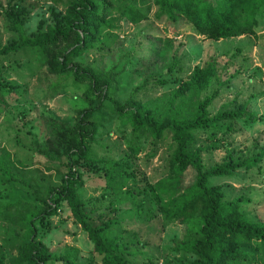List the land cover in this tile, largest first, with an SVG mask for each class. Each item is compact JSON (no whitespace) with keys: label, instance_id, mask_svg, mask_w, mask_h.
<instances>
[{"label":"trees","instance_id":"trees-1","mask_svg":"<svg viewBox=\"0 0 264 264\" xmlns=\"http://www.w3.org/2000/svg\"><path fill=\"white\" fill-rule=\"evenodd\" d=\"M151 1L157 19L187 22L212 41L255 38L264 21V0ZM150 6V0H65L59 11L50 6L48 18L27 34L32 9L23 0L0 3V16L13 35L5 42L0 38V113L9 105L5 95L17 87L5 78L7 63L14 64L10 57L26 50L39 53V67L57 76V84L72 79L86 86L83 99L88 102L77 110L73 124L50 118L44 144L31 134L32 153L60 164L44 168L56 181L41 173L26 182L11 155L3 151L0 156V184L22 183L29 194L0 208V264H157L158 257L150 254L136 260L144 243L133 230L136 225L125 223L122 202L131 204L146 222L160 217L163 227L175 221L183 225L181 237L172 240L171 251L179 256L165 264H264V219L246 214L243 197L228 200L219 185L208 182L212 176L258 167L264 157L263 149L234 157L229 143L217 137L234 133L233 124L240 120L258 118L246 104L213 112L219 89L204 92L217 80L216 60L185 71L183 58L171 52V40L158 39L153 60L140 69L143 79L124 95L118 82L125 64L103 63L119 39L120 22L138 24ZM154 88H163V94L147 96ZM114 121L126 152L118 158L98 156L93 145L110 135ZM199 130L209 132L204 142L196 136ZM161 150L162 177L153 182L140 172L137 161L141 153L147 162ZM215 150L225 151V159L206 166L203 155ZM28 159L22 167L30 166ZM93 175L104 179L103 187L113 195L106 204L83 197L82 189ZM63 206L92 244L87 260L74 248L54 251L42 239L56 229L54 220ZM129 232L134 238L127 240Z\"/></svg>","mask_w":264,"mask_h":264},{"label":"rangeland","instance_id":"rangeland-1","mask_svg":"<svg viewBox=\"0 0 264 264\" xmlns=\"http://www.w3.org/2000/svg\"><path fill=\"white\" fill-rule=\"evenodd\" d=\"M7 1L9 0H0V3L5 6ZM64 1L23 0V3L32 9L25 24L26 33L35 31L39 23L48 18L50 6H55V10L59 11L63 8ZM150 2L146 19L135 25L125 20L120 22L119 39L113 47V53L103 60L107 67L112 63L120 66L125 64L118 82L120 93L126 94L131 86L139 84L143 79L140 69L153 60L151 52L159 42L158 39L171 40V52L176 51V55L183 58L185 71L195 65H203L210 58L216 60L217 80L204 92L206 95L219 89V95L211 106L213 112L220 109L233 110L240 104H246L258 118L254 122L240 120L234 123L236 131L227 138L218 135V139L229 143V151L233 152L234 157L246 158L256 154L260 149L264 150V21L261 23L262 28L257 29L255 38L240 36L212 41L198 35L187 22L172 23L164 17L157 19L156 6L151 0ZM1 11L0 7V13ZM11 37L12 33L0 16L1 40L5 42ZM10 60L14 64L7 63L9 69L4 75L7 81L13 82L17 87L14 93L5 95L4 100L9 105L0 113V156L3 155V151H7L15 165L22 171L21 177L25 181L32 176H40L41 173L51 174V179L56 181L54 173L45 171L44 168L52 165L57 169L60 164L50 163L43 155L32 153L34 139L31 134H36L40 143L44 144L47 122L50 118L73 124L77 110L88 105L83 99L86 86L72 79L57 84L59 83L57 76H52L46 69L39 67L40 55L34 50L20 51L12 55ZM136 69L138 73L135 72ZM219 83L222 84L221 87ZM147 94L150 97L161 96L163 88H154ZM116 129L117 122L114 121L111 124L110 135L101 137L99 143L93 145L98 156L118 158L125 154L124 142ZM28 131L31 133L28 134ZM205 135H209V132L202 130L197 132L199 142H204ZM164 155L161 150L158 156L146 162L143 158L144 153L139 154L137 163L140 172L145 173L153 182L157 181L162 177ZM25 158L30 163L27 168L21 164L25 163ZM224 159L223 150L203 155L206 166L220 163ZM208 182L219 185L228 200L243 197L246 199L243 202L246 214L251 218L264 219V157L258 167L239 170L231 176H212ZM103 186L104 179L101 177L95 175L88 177L82 189L83 197L96 198V201L106 204L113 195ZM26 190L22 183L0 184V208L6 204H13L17 199L29 198ZM121 206V215L125 223L136 225L133 230L137 238L144 243L139 248V252L143 254L137 256L138 262L142 261L143 255L148 254L158 257L157 264H165L166 259L173 260L179 256L172 252L171 248L174 244L172 240L179 239L183 234L182 224L175 221L163 227L160 217L146 222L131 204L122 202ZM13 210L14 208L9 212ZM54 222L57 224L56 229L43 235V241L52 250L60 253L71 248L77 249L80 259L87 260L91 255L92 244L73 222L67 207L61 208L60 217L55 218ZM130 234L131 232L125 234L127 240L134 238ZM131 250L135 251L138 248L133 247Z\"/></svg>","mask_w":264,"mask_h":264}]
</instances>
